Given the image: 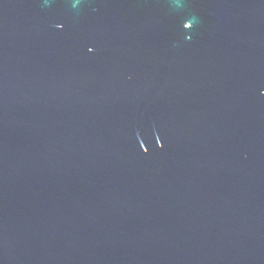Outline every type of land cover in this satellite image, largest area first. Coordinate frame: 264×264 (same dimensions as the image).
<instances>
[{"label":"water","instance_id":"obj_1","mask_svg":"<svg viewBox=\"0 0 264 264\" xmlns=\"http://www.w3.org/2000/svg\"><path fill=\"white\" fill-rule=\"evenodd\" d=\"M0 264H264V0H0Z\"/></svg>","mask_w":264,"mask_h":264},{"label":"snow or ice","instance_id":"obj_2","mask_svg":"<svg viewBox=\"0 0 264 264\" xmlns=\"http://www.w3.org/2000/svg\"><path fill=\"white\" fill-rule=\"evenodd\" d=\"M185 25V24H184ZM192 24L188 26V28H191ZM93 49L92 48H88V51L91 52Z\"/></svg>","mask_w":264,"mask_h":264}]
</instances>
